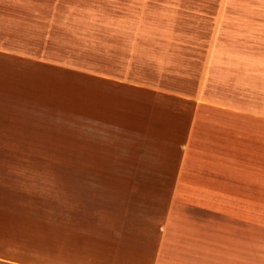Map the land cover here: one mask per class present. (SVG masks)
Wrapping results in <instances>:
<instances>
[{"label":"crops","instance_id":"crops-1","mask_svg":"<svg viewBox=\"0 0 264 264\" xmlns=\"http://www.w3.org/2000/svg\"><path fill=\"white\" fill-rule=\"evenodd\" d=\"M46 66L0 46V264H264L231 234L264 210V108L128 116L135 158H109L88 136L46 144Z\"/></svg>","mask_w":264,"mask_h":264},{"label":"rangeland","instance_id":"rangeland-1","mask_svg":"<svg viewBox=\"0 0 264 264\" xmlns=\"http://www.w3.org/2000/svg\"><path fill=\"white\" fill-rule=\"evenodd\" d=\"M0 46L46 62L47 145L88 136L133 160L128 116L264 108V0H0ZM261 212L231 225L235 241L264 242Z\"/></svg>","mask_w":264,"mask_h":264}]
</instances>
